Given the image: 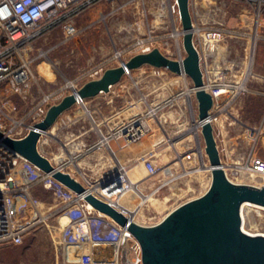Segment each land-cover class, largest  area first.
<instances>
[{
  "label": "rangeland",
  "instance_id": "rangeland-1",
  "mask_svg": "<svg viewBox=\"0 0 264 264\" xmlns=\"http://www.w3.org/2000/svg\"><path fill=\"white\" fill-rule=\"evenodd\" d=\"M249 10L248 5L232 0H194L192 8L198 26L203 25L208 18H214L216 21L224 16L226 27L236 31L241 27L239 25L241 16L246 14L250 18L247 20L248 27L253 31L257 27L258 36H264V12L263 19L261 18L256 26L252 13L249 15L246 13ZM179 20L168 11L167 0H117L112 4L95 5L73 18L71 23L77 29H81V32L68 41L64 40L63 25L50 27L43 36L15 49L1 39L0 56L11 53L12 63L18 62V56L23 57L29 64L32 77L26 85L12 92L3 90L9 83L2 84L0 104L19 120L42 96H52L48 106L58 103L64 94L71 92L68 86L70 82L67 81H74L84 71L100 63H104L105 70L118 66L121 61L141 53L142 44L143 47L149 46L151 50L154 48L162 50L167 57L174 60L185 57L181 45L182 37L179 36L176 40L174 35L175 29L181 31ZM259 44H264V39L260 38L257 42V45ZM252 47L254 48L253 40L249 62L252 56L254 57ZM231 58L237 57L234 55ZM143 70H149L151 76L144 78ZM168 72L165 69L143 66L124 75L119 83L110 88L108 94L102 93L97 96L107 101L108 108L113 109L114 114L128 110L126 113L128 116L125 115L122 121L124 123L143 111H148L149 107L156 109L161 119L162 124L159 128L153 125L154 136L159 144L156 153L154 152V156L150 158L158 170L157 175L149 177L141 165L139 167L138 164L127 165L131 173L130 182L137 189L136 192L128 194L129 205L127 199L119 202L127 213H133L130 217L135 222L145 226L158 223L179 205L199 197L210 183V171L205 167L208 165L207 158L204 153L201 156L196 155V143L198 146L203 145L200 128L196 134L191 131L198 122L197 108L193 92L189 93L192 94L188 104L185 91L191 89L192 85L186 84L182 76H169ZM233 74L228 75L231 81H244L245 87L248 88L246 79L249 76L239 72ZM89 80L91 79L83 78L77 80L74 85L79 88ZM242 91L237 99L230 102L221 99L224 111L213 122V127L221 131L218 134L220 143L222 142L220 140L228 136H235L237 139L235 147L225 146L223 153L226 154L228 151L231 156L236 154L241 158L221 157L223 164L243 168L239 175L234 176L235 179L232 177V180L261 187L264 186V173L246 170L244 166L253 167L250 161L252 157L264 161V98ZM214 111L216 109H212L211 113ZM4 122L9 125V122ZM23 123L31 126L34 122L28 119ZM38 150L43 152L40 144ZM165 167H171V176L162 173ZM94 182L95 180H86L83 184L88 188ZM30 196L44 204L54 203L50 193L40 185L30 189ZM46 204L44 211L48 209ZM243 216L246 230L264 233V211L245 207ZM52 224L56 226V220ZM56 242V238L52 239L46 228L37 227L20 245L0 244V264H75L74 261H66L62 249ZM68 256L71 259L75 258L72 252H69Z\"/></svg>",
  "mask_w": 264,
  "mask_h": 264
},
{
  "label": "built area",
  "instance_id": "built-area-1",
  "mask_svg": "<svg viewBox=\"0 0 264 264\" xmlns=\"http://www.w3.org/2000/svg\"><path fill=\"white\" fill-rule=\"evenodd\" d=\"M115 1L117 0H0V41L3 39L4 43L15 49L43 36L50 27L57 25H63L64 40L68 41L81 32V29H77L71 23L73 18L95 5L112 4ZM232 1L248 5L250 7L248 13H252L257 25L259 24L264 12V0ZM167 2L168 11L179 20L176 0H172V2L167 0ZM192 24L193 44L199 56L203 49L212 51L214 46L223 39L239 34L219 23L202 26H197L193 22ZM150 50L149 46L143 47L142 44L141 53ZM11 55L9 53L0 56V87L4 83H9L5 84L4 92H12L14 89L23 87L32 77L28 62L18 56V62L12 63ZM104 68V63H100L87 69L79 78L67 81L72 84L69 88L71 91L77 89L74 85L77 80L98 78L105 71ZM205 89L212 96V109H216L215 113L210 114L212 116L211 123H213L224 111V103L221 99L223 93L230 87L221 82H215L205 84ZM233 91L238 92L239 90L234 89ZM51 97V95L42 96L19 120L10 115L0 104V131L11 138H23L29 128L23 121L28 119L34 123L40 121L49 107L48 103ZM154 110L155 112L152 114L147 112L145 115L136 116L125 123L115 133V137L123 138L126 144L136 143L142 139L149 133L145 119L154 116L156 109ZM4 121L9 122V125ZM250 161H252L253 167L245 168L244 166V169L264 173L262 159L252 157ZM141 165L147 176L157 175L158 170L155 169L149 157L142 158ZM58 168L62 170V168ZM222 168L226 177L232 182H234L232 177L239 175L243 170L241 167H230L223 163ZM125 171V168L119 166L114 173L108 174L111 176V180L105 185L101 186L104 178L95 181L88 188L96 187L97 190L91 191L93 196L130 219L133 213H127L124 207L117 204V202L126 199L128 205L130 203L129 187L125 183L127 180ZM36 185H40L49 192L54 202H58L60 205L54 207L45 203L47 211L41 210L38 203L44 204V202L37 201L30 196V189ZM55 220L56 226L52 224ZM37 227L46 228L52 239L56 238V243L62 249V254L66 257L67 262L74 261L75 264H141L139 245L128 236L125 229L118 226L109 217L94 210L81 196L68 190L50 175L41 172L19 156H11L0 147V244L20 245L26 236ZM69 252L73 253L74 259L69 258Z\"/></svg>",
  "mask_w": 264,
  "mask_h": 264
},
{
  "label": "water",
  "instance_id": "water-1",
  "mask_svg": "<svg viewBox=\"0 0 264 264\" xmlns=\"http://www.w3.org/2000/svg\"><path fill=\"white\" fill-rule=\"evenodd\" d=\"M176 3L185 57L174 60L157 48L133 55L118 66L106 69L98 78L86 81L58 103L50 105L43 118L29 126L23 138H11L0 131V147L11 156H19L50 175L81 196L94 210L125 229L139 245L141 264H264V237L244 233L240 218L243 203L264 207V186L232 182L224 173L210 119L213 99L205 89L200 56L193 44L189 0H176ZM143 66L165 69L190 79L204 152L210 166V183L206 191L179 205L150 226L134 222L97 199L70 174L51 164L37 148L41 136L53 127L64 112L80 102L108 93L124 75ZM106 177L101 186L111 180V176Z\"/></svg>",
  "mask_w": 264,
  "mask_h": 264
},
{
  "label": "crops",
  "instance_id": "crops-1",
  "mask_svg": "<svg viewBox=\"0 0 264 264\" xmlns=\"http://www.w3.org/2000/svg\"><path fill=\"white\" fill-rule=\"evenodd\" d=\"M193 3L194 0H189V10L191 12L192 22L198 26L192 12ZM246 13L249 15L248 12ZM248 19L250 18L246 14L241 16L239 24L241 27L236 29L239 33L238 35L223 39L214 46L212 51L201 49L200 67L203 73L204 83L213 84L215 82H221L229 86L230 89L224 92L222 96L224 100H229V102L237 99L242 90L246 91L248 94L264 98V44L257 45L259 39H264V36H258L257 27L254 31L248 27ZM217 23L226 26L224 16L216 21L214 18H208L203 25ZM254 24L258 26L255 20ZM253 36H256L257 39L254 43V57L252 56V60L249 62V53ZM159 51L164 54L162 50ZM247 54L248 58H246ZM234 55L237 57L236 59L231 58ZM232 69L236 70L233 71ZM231 70L232 74L239 72V74L241 73L242 75L249 76V78L246 79L248 88L245 87L244 81H240L241 83L236 80L231 81V78L228 77V75L232 76ZM167 74H169V76L174 75L169 72ZM142 76L144 78H149L151 72H149V70H143ZM186 78L187 77L184 76L182 77L186 84H190L191 86L190 79ZM242 84L243 87H241ZM234 89H238L239 91L234 92ZM66 95L68 94H64L60 99ZM97 96L89 101H83L79 103V105H75L64 112L57 119L53 127L46 134L41 136L37 145V148L39 144L42 146L43 152L39 153L46 157L51 164L55 167L62 168L64 172L70 174L81 184L86 180L98 181L104 179L106 175L114 173L117 165L126 170H128L127 165L129 164H138L139 167L142 158H151L154 156L156 147L159 144V141L154 136L155 129L153 126L156 125L157 128H159L162 124L157 113L145 119V123L149 128V133L136 143L126 144L123 138L115 137V133L127 122L124 123L122 121L124 120V116L127 115L126 113L128 110H125L126 112L114 114L113 109L108 108L107 101H105V99H99ZM147 110L148 111H143L138 116L145 115L147 112H151V114L155 112V110L150 109V107ZM215 112L216 111L213 113ZM116 116H118V118H115ZM261 125L263 126V123H261ZM220 132L219 129L217 131V129L215 130L213 127V134L220 159L223 156L240 159V156H236V154L231 156V153H227L228 151L226 154L223 153V149L225 150L226 147H235L237 139L235 136H228L226 139L223 138L220 140L222 141L220 143L218 135ZM148 136H150L149 139H146ZM153 140L154 142L152 143ZM105 141H107V143H105ZM59 205L58 202L51 204V206L54 207ZM44 207L45 206L42 205L39 208L43 210Z\"/></svg>",
  "mask_w": 264,
  "mask_h": 264
},
{
  "label": "bare ground",
  "instance_id": "bare-ground-1",
  "mask_svg": "<svg viewBox=\"0 0 264 264\" xmlns=\"http://www.w3.org/2000/svg\"><path fill=\"white\" fill-rule=\"evenodd\" d=\"M162 3V2H161ZM167 4H168V2H167ZM181 25V24H180ZM193 32H194V30H192ZM175 39L176 40H178L179 39V36L180 37H182V29H181V31H178V30H176L175 29ZM256 36H253V41H254V43H255V41H256ZM181 45H182V38H181ZM179 46H180V44H179ZM253 50H254V48L252 47V53H253ZM145 53V52H144ZM182 59V58H181ZM121 62H124V61H121ZM183 77V76H182ZM71 85L72 84H68V86H70L71 87ZM241 87H243V86H241ZM75 90V89H74ZM190 92H192L191 90H186L185 91V95H186V99H187V103L189 104V102H190V95H189V93ZM81 103V102H80ZM79 104V103H78ZM212 118V116L210 115V119ZM200 125H199V122H197L196 123V126H195V128H193V130H191L192 132H193V134H196L197 132H199V127ZM198 135V134H197ZM196 148H197V153H196V155H202L203 153L205 154V152H204V145H202V146H198V144L196 143ZM222 165V164H221ZM142 166V165H141ZM119 167V165H117L116 166V168H118ZM205 167H207L208 169H209V171H210V166H209V164L208 165H206ZM143 168V167H142ZM170 169H171V167H165V169L162 171V173L165 175V176H171V171H170ZM125 173H126V177H127V180L125 181V183L127 184V186L129 187V191H128V194H130L131 192H136L135 190L137 189L136 188V186L135 185H133L131 182H130V179H131V173H130V169H128V170H126L125 171ZM86 189H87V191H92V190H97V188L96 187H93V188H87V187H85ZM95 188V189H94ZM92 189V190H91ZM120 202V201H119ZM119 202H117V204H119ZM38 206L40 207V204L38 203ZM245 207H253V208H256V209H259V210H261L262 212L264 211V207H262V206H258V205H254V204H250V203H243L242 204V206H241V209H240V218H241V229H242V231L244 232V233H246V234H248V235H251V236H256V235H258V236H262V237H264V233H261V232H251V231H249V230H246L245 229V227L246 226H244L245 225V222H244V216H243V209L245 208ZM252 210V209H251ZM246 211V210H245ZM258 213V212H257ZM250 216V215H249ZM247 217V216H246ZM130 219H132L131 217H130ZM248 219V218H247ZM246 219V220H247ZM133 220V219H132ZM134 222H135V220H133ZM250 221V220H249ZM252 221V220H251ZM137 223V222H136ZM251 223V222H250ZM249 225V224H248ZM251 228V227H250ZM253 228V227H252ZM254 229V228H253ZM253 229H251V230H253ZM128 233V232H127ZM128 236L130 237V238H132V239H134L133 238V236L132 235H130L129 233H128ZM135 240V239H134ZM136 241V240H135ZM137 242V241H136Z\"/></svg>",
  "mask_w": 264,
  "mask_h": 264
}]
</instances>
